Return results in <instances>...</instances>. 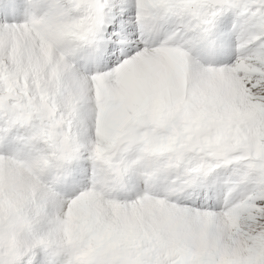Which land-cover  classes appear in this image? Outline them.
Instances as JSON below:
<instances>
[{
    "label": "snow or ice",
    "instance_id": "obj_1",
    "mask_svg": "<svg viewBox=\"0 0 264 264\" xmlns=\"http://www.w3.org/2000/svg\"><path fill=\"white\" fill-rule=\"evenodd\" d=\"M31 7L0 23V264H264V0Z\"/></svg>",
    "mask_w": 264,
    "mask_h": 264
},
{
    "label": "rangeland",
    "instance_id": "obj_2",
    "mask_svg": "<svg viewBox=\"0 0 264 264\" xmlns=\"http://www.w3.org/2000/svg\"><path fill=\"white\" fill-rule=\"evenodd\" d=\"M26 3L31 5V0H19V13L28 15L29 12H31L32 7H26ZM29 9V10H28ZM27 11V12H26ZM15 22L14 20H6V16L3 13H0V23H12ZM20 150V154L23 155L26 152V149L24 148V145L22 143H5L3 146H0V154H13L17 150ZM137 175V176H136ZM141 179V181H140ZM139 181V182H138ZM125 186L127 189L126 195H128L130 198H134L140 191H142L143 188V179L139 176L137 171H131L129 174L125 177ZM132 186H134L132 188ZM137 188V189H136ZM136 193L134 196H132V190Z\"/></svg>",
    "mask_w": 264,
    "mask_h": 264
},
{
    "label": "bare ground",
    "instance_id": "obj_3",
    "mask_svg": "<svg viewBox=\"0 0 264 264\" xmlns=\"http://www.w3.org/2000/svg\"><path fill=\"white\" fill-rule=\"evenodd\" d=\"M26 7L31 6L30 4L26 3ZM29 10V9H28ZM27 12V11H26ZM6 16V20H14L15 22H21L23 20H25L27 17H25V14L23 15L22 13L20 14L19 11L16 12L15 15H5ZM27 16V15H26ZM137 176V175H136ZM141 181V179H140ZM139 182V181H138ZM142 182V181H141ZM134 186H132L133 188ZM134 189V188H133ZM133 189L131 190L132 192V196H134L136 193L133 191ZM137 189V188H136ZM143 189V188H142Z\"/></svg>",
    "mask_w": 264,
    "mask_h": 264
}]
</instances>
